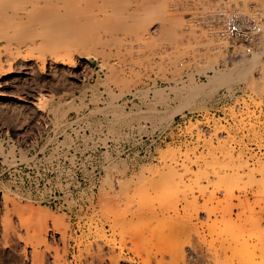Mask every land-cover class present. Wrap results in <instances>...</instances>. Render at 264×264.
Returning <instances> with one entry per match:
<instances>
[{
  "label": "rangeland",
  "instance_id": "1",
  "mask_svg": "<svg viewBox=\"0 0 264 264\" xmlns=\"http://www.w3.org/2000/svg\"><path fill=\"white\" fill-rule=\"evenodd\" d=\"M121 1L116 11L110 6L113 0L81 1L84 16L71 18L82 21L89 15L86 31L73 23L90 36L89 41L84 38L85 46V40L80 43L76 38L74 44L79 46L72 47L70 35L49 38L39 50L33 49L37 54L42 50L39 60L24 61L19 55L27 47L15 41L7 47L0 40V264H36L31 258L33 247L18 237L31 234L20 224L27 217L18 211L20 205L64 220L61 233L51 224L46 228L47 246L38 247L44 264H197L202 257L201 264H264L256 256L261 248L256 235L264 233V37L253 48L229 46L193 20L203 10L236 4L247 12L251 9L264 24V0L235 4L231 0L229 4L226 0H147L152 2L142 13L145 31L136 39L131 31L127 34L126 25L124 34L116 29L120 22L129 23L127 10L137 5L136 0H126L129 5ZM119 9L125 19L117 23L113 12ZM66 20L63 26L72 27ZM101 21L103 26L111 21L109 31L116 39L109 40L113 39L108 37L110 27L102 28ZM169 22L171 27L165 31ZM190 31L200 33L201 41ZM203 32L206 47L201 46ZM67 43L72 51L76 48L74 67L48 55ZM15 50L20 54L14 55ZM185 111L199 115L178 129L176 117ZM65 120L82 125L80 130H88L90 136L83 142V156L72 164L80 169L82 183L72 199L65 198V208H56L42 202L41 191L34 190L39 176L14 169V155L18 158L19 151L24 160L21 145L41 134L45 121ZM165 165L182 175V183L147 177L144 184L153 181V187L135 192L129 188L132 183L141 185L137 176L142 166L165 170ZM201 170L209 177H198ZM219 173L237 179L230 177L219 186ZM74 176L46 178L52 177L51 183L66 191ZM62 178L68 182L60 184ZM120 185L128 187L119 190ZM249 218L258 224L252 226ZM168 219L190 220L196 227L186 234L185 229L170 231L165 226ZM232 220L238 222H227ZM202 223L215 229L210 233ZM173 248L184 252L183 262L172 257Z\"/></svg>",
  "mask_w": 264,
  "mask_h": 264
},
{
  "label": "bare ground",
  "instance_id": "2",
  "mask_svg": "<svg viewBox=\"0 0 264 264\" xmlns=\"http://www.w3.org/2000/svg\"><path fill=\"white\" fill-rule=\"evenodd\" d=\"M81 1L82 0H0V40L1 41H3L4 42V44L5 45H7L8 44V46L7 47H9V45H10V42L11 41H15L16 43H17V45L18 44H23L25 47H27V49L29 50H27V49H25L24 50V52L26 51V53H19L18 51H19V48L17 49V50H15L16 52V54H14V55H17V53H18V55L20 56V58L22 59V60H24V61H28V60H30V59H38L39 58V55H41L43 52H39V53H41V54H37L36 53V51L34 52V48H38V50H39V45L41 46V45H43V41L44 42H46L47 40L46 39H56V38H61L62 37V39L64 38V37H66L67 35L70 37V38H72V47H75V46H79V44H74L75 42H78L79 40H81L80 41V43H83L82 41H84L85 39H87L88 40V38L90 37H87V36H85V34L84 33H82L81 31H80V29L78 30L76 27H77V25H78V27L79 28H85L86 27V25H88V21L86 20V18H88L89 17V13H90V11L88 10V12L89 13H86L87 15H88V17H85V18H83V20L82 21H79V20H75V21H73L74 20V18H78V17H81L80 15H83L84 16V14H83V10L81 9L82 8V5H81ZM105 1V0H104ZM230 1V0H229ZM238 1H241V0H231V3L233 2L234 4L235 3H238ZM109 2H111V1H109ZM122 1L121 0H113V3H109L110 4V6L112 5L114 8H115V11L116 10H118V9H116L117 7H118V5L121 3ZM123 2L125 3V5L127 4V5H129L130 3H129V1H126V0H123ZM135 2V1H134ZM136 2H137V0H136ZM134 3V4H137V5H135V8H133V9H131V10H127V12H128V14H127V16L128 17H130L131 19V21L129 20V23L128 22H126V23H119L118 21L120 20L121 21V19L123 20V18L124 17H122L119 13H121V9L123 10V8H121V9H119V12H113V13H115L114 14V16L113 17H115L116 18V20H117V23H119L117 26H116V29L118 30L119 28V30H122L123 28L125 29V30H127V28H128V32H127V34L129 33L130 34V31H131V34L130 35H132V33H133V37H135L134 39H136V38H138V37H141L142 35H143V31H145V28H144V20H145V18H144V16H142V13L143 12H145V10H146V8H148V7H150L151 5V2L149 1H147V0H141V1H139V3ZM220 2V1H219ZM221 2H223L222 0H221ZM226 2H227V0H226ZM224 3V2H223ZM228 3V2H227ZM230 3V2H229ZM228 3V4H229ZM86 4V3H85ZM89 5H90V3H88ZM105 4H106V2H105ZM133 4V5H134ZM107 5V4H106ZM148 5H150V6H148ZM227 5V4H226ZM231 5H233V4H231ZM236 5V4H235ZM234 5V6H235ZM104 6V5H103ZM111 6V7H112ZM122 6V5H121ZM105 7V6H104ZM114 8H112V9H114ZM120 8V7H119ZM105 9V8H104ZM127 9V8H126ZM126 9H124V10H126ZM114 11V10H113ZM125 12V11H124ZM123 11H122V14L124 13ZM117 13V14H116ZM69 14H70V16H69ZM76 15V17H74L73 15ZM109 14V13H108ZM67 15V17H63V16H66ZM110 15V14H109ZM113 15V14H112ZM124 15V14H123ZM108 16V15H107ZM53 17H55L53 20L51 19V18H53ZM64 19H63V18ZM68 17H74L73 19L71 18V20L73 21H69L70 23H71V25H72V27L71 26H68V24H67V26L68 27H70V29L68 30L67 29V26L66 25H64L65 27H66V29H67V31L68 32H66V29L64 28V26H63V23L65 22V20L66 19H68V20H70ZM159 17V16H158ZM76 18V19H77ZM82 18V17H81ZM90 18V17H89ZM160 18V17H159ZM79 19V18H78ZM92 19V18H91ZM98 19V18H97ZM125 19V18H124ZM50 20V21H49ZM68 20H66V22H68ZM90 20V19H89ZM107 20H109V16H108V19ZM87 23H86V22ZM91 21V20H90ZM126 21V20H125ZM166 21H168L167 19H166ZM68 22V23H69ZM80 23V24H78V23ZM104 22H106V20L104 21ZM108 22V21H107ZM111 21H109L108 22V24H107V26L108 27H110L109 29H108V31L109 30H111V23H110ZM122 22H124V20L122 21ZM163 22H164V20H163ZM69 23V24H70ZM75 23H77V25L75 24V26H74V24ZM84 25H83V24ZM91 23H92V21H91ZM110 23V24H109ZM161 23H162V21H161ZM170 23H172V22H169V25L167 26V28L166 27H164V30L166 31V30H168V28L169 27H171L170 26ZM65 24V23H64ZM100 24H101V27L103 26L102 25V21L100 22ZM105 24V23H104ZM124 24V25H123ZM173 24H175V22L173 21ZM80 25H82L81 27H80ZM110 25V26H109ZM119 25L121 26V27H119ZM127 26V28H126V26ZM262 25H264V24H262ZM89 26V25H88ZM105 26L106 25H104L102 28H105ZM106 26V27H107ZM123 26V27H122ZM160 26V25H159ZM98 27H99V25H98ZM94 28V27H93ZM63 29V30H62ZM77 29V30H76ZM86 29H87V27L85 28V30H83V31H86ZM116 29H112V30H116ZM124 29L122 30L123 31V34L124 33H126V32H124ZM186 29L189 31V29H188V27H186ZM192 29V28H191ZM190 29V30H191ZM62 30V31H61ZM65 30V31H64ZM77 31L76 32V34L73 32V31ZM56 31H58L57 32V34L55 33ZM70 32V33H69ZM73 32V33H72ZM107 32V31H106ZM121 32V31H120ZM163 32V31H162ZM190 32H193V31H190ZM59 33V34H58ZM80 33H82V34H84V35H82V36H80L79 34ZM86 33V32H85ZM109 33L112 35V31L110 32L109 31ZM204 33V32H203ZM202 33V36H204V40H202V45H201V43L200 44H198L199 42L198 41H201V40H198V38L199 39H201L202 37L201 36H198L200 33H191L192 34V36H193V38L195 39V40H198V41H194V45H201V46H203L204 47V45H205V47H206V42L208 41L207 40V38H206V34L204 33L203 34ZM117 34V33H116ZM201 35V34H200ZM83 36H85V37H83ZM113 36V35H112ZM112 36H108V37H111V38H113V39H109V40H114V39H116V38H114V36L112 37ZM129 36V35H128ZM125 37V36H124ZM151 37V36H150ZM201 37V38H200ZM79 38V40L78 41H76L77 39ZM82 38H83V40H82ZM85 38V39H84ZM118 39L120 40V38H117V40H115L114 42H118ZM145 39V38H144ZM143 39V40H144ZM149 39V38H148ZM148 39H146V40H148ZM206 39V40H205ZM87 40H85V43H84V46L86 45V42H87ZM129 40V39H128ZM133 40V39H132ZM142 40V41H143ZM145 40V41H146ZM151 40V39H150ZM0 41V42H1ZM89 41V40H88ZM126 41V40H125ZM131 41V40H130ZM141 41V40H140ZM139 41V42H140ZM197 42V43H196ZM142 43H144V41L142 42ZM196 43V44H195ZM149 44H150V42H149ZM13 45H15V44H13ZM12 45V46H13ZM66 45V47H64ZM63 47L65 48H63V49H61V50H55V51H51L48 55H49V57H50V59H52L53 61H60V63L61 64H66V65H68V66H70V67H74L75 66V61H74V59L72 58V52L76 49H73V51H72V47L71 48H69V46H68V43L67 44H65ZM130 45V44H129ZM146 45H147V42H146ZM197 45V46H198ZM67 46H68V48H67ZM120 46V45H119ZM131 46V45H130ZM80 49V48H79ZM205 49V48H204ZM80 51V50H79ZM81 51H82V49H81ZM108 51H110V50H108ZM196 51V50H195ZM21 52H22V50H21ZM152 52V51H151ZM198 52H200V51H198ZM197 51L195 52L196 54L198 53ZM194 53V54H195ZM254 53V52H253ZM79 54H81L80 52H79ZM105 54V53H104ZM110 54V53H109ZM199 54V53H198ZM44 55V54H43ZM103 55V54H102ZM218 55V54H217ZM104 57V56H103ZM106 57V56H105ZM10 58V57H9ZM8 58V60L7 61H9V60H11V59H9ZM13 60H15V59H13ZM39 60V59H38ZM41 61V60H40ZM13 62V61H12ZM8 63V62H7ZM9 64V63H8ZM12 64V63H11ZM106 64V63H105ZM13 65V64H12ZM184 65V64H183ZM111 66V65H110ZM175 66V65H174ZM182 66V65H181ZM180 66V67H181ZM10 64H9V67H8V69L10 70ZM112 67V66H111ZM233 67V66H232ZM226 68V67H225ZM12 69V68H11ZM173 69V68H172ZM111 71L110 72H112L113 70H112V68L110 69ZM8 71V70H7ZM116 74H117V71H114ZM113 72V73H114ZM228 72V71H227ZM232 73V72H231ZM111 74V73H110ZM138 75V74H137ZM116 76V75H115ZM221 76V75H220ZM114 77V76H113ZM136 77V76H135ZM16 78V77H15ZM118 78V77H117ZM193 78V77H192ZM219 78V77H218ZM221 78V77H220ZM110 79V78H109ZM114 78H112V80H113ZM115 80V79H114ZM121 80V79H120ZM124 80V77H122V81ZM122 81H119V82H121V84H123L124 82H122ZM127 81V80H126ZM138 82V81H137ZM190 82V81H189ZM125 85V84H124ZM123 86V85H122ZM4 96H7V95H5V94H3ZM161 96V95H160ZM158 97H159V95H158ZM157 97V98H158ZM160 98V97H159ZM98 100V99H97ZM71 101V100H70ZM36 102V101H35ZM34 102V103H35ZM37 103V102H36ZM39 103V102H38ZM72 103V102H71ZM81 105V104H80ZM41 107V106H40ZM65 113V112H64ZM171 147V146H170ZM167 152V151H166ZM169 152H170V150H169ZM228 152V151H227ZM172 153H174V152H172ZM163 154V156H164V158L166 157V153L164 152V153H162ZM229 154V153H228ZM105 155V154H104ZM172 155L173 154H170V156H167V157H169V159L170 158H172ZM227 157H228V155H227ZM210 162V161H209ZM205 164H210V163H205ZM166 166H168V165H165V170L164 169H162V170H159L158 169V167L157 166H155V167H143L142 166V168L140 169V171H139V176H137V178L138 179H140L141 181H142V183H141V185L140 186H137V184L136 183H132V186L131 187H129L130 189H133L134 190V192L136 191V189H138V190H140L141 191V189H142V187H144L145 189H148V188H151V187H153V184L155 185V183L153 182V181H151V182H149L151 179L152 180H156L157 181V179L159 180V181H164V182H167V184H177L180 180H181V183H182V179H181V174L180 173H178L177 171H175V170H173L172 168H169V167H166ZM106 168V167H105ZM205 170V169H204ZM117 174H118V172H117ZM201 174H202V176H204V177H209V173H207V171H203V170H201L200 172H199V175H198V177H200L201 176ZM208 174V175H207ZM236 176L237 175H235V176H233V175H230V176H228L227 174H224V173H219L218 174V178H217V185L219 184V186L220 185H222L226 180H228V178H233V179H237L236 178ZM107 177V176H106ZM147 177L150 179H148L149 181V183H147V184H144V179L146 178L147 179ZM127 178V180H128V178H130V177H126ZM131 179V178H130ZM108 181V180H107ZM122 181H124V180H121V182ZM125 181H126V179H125ZM127 183H130V182H127ZM146 183V182H145ZM125 184V183H124ZM124 185H120L119 186V190H122L121 188L123 187ZM223 186V185H222ZM125 187H128V186H124L123 188L125 189ZM132 190V191H133ZM232 190H234V189H231V190H229V194H230V192L232 193ZM131 191V190H130ZM124 192H128L127 190L126 191H124ZM133 192V193H134ZM132 193V194H133ZM124 194V193H123ZM130 195V194H129ZM119 196V195H118ZM117 196V197H118ZM136 196V195H135ZM229 196H231V194L229 195ZM7 199V198H6ZM123 202V201H122ZM124 204H125V202H124ZM12 205L15 207V208H17L16 207V205H17V203H12ZM19 208H20V210H18V211H20V212H24V213H26V218H21L20 219V224H21V226H23V228L25 229V231L26 232H29V231H31V234L30 235H27L24 239H22L20 236H18L21 240H23L25 243H30L31 244V247H33V252H32V262H34V263H36V264H42V262H43V260H42V256L40 255L41 253H39L40 251H39V249H38V247L39 246H45V248H46V239H45V237H44V233H45V231H46V228L48 227V224H51V225H53V227L54 228H56V232L57 233H61L62 231H61V228L62 227H64V225H65V223H64V220H63V218H59V217H53V216H51L48 212L46 213V212H44L43 211V213H41V211L40 212H38L37 210H34V209H32V207L31 206H18ZM119 207V206H118ZM124 207V206H123ZM121 208V207H120ZM119 209V208H118ZM118 209H116L115 210V213H117V211H118ZM133 210V209H132ZM143 210V209H142ZM124 212V209H121L120 210V213H119V215L121 216V214ZM125 212H126V210H125ZM19 213V212H18ZM127 214H128V212H127ZM25 215V214H24ZM53 215V214H52ZM118 215V214H117ZM125 214H123V216H124ZM20 217V216H19ZM133 218V217H132ZM238 220H239V218H237ZM250 219V220H249ZM249 219H247V220H249V222L248 223H250L251 222V225L252 226H255V225H257L258 224V222L257 221H255V220H252L251 218H249ZM170 219H168V221L166 222V224H165V226H167V229H169L170 231H175L176 229H177V231H178V229H179V231H180V229H182V233H183V231H184V229H185V234H186V232H188V230L190 229V227L191 226H193V227H196V223H192V222H190V220H170ZM243 220V219H242ZM237 221V220H236ZM236 221H233L232 220V222L231 221H227L228 223H230L231 225H234L235 223H237ZM227 222H225V224H224V226H227ZM243 223V222H242ZM205 223H202L201 224V226H203ZM206 226H208V230H209V232L211 233L212 232V230H214L215 229V227L214 226H212V225H208L207 223L205 224ZM204 225V226H205ZM250 225V224H249ZM250 225V226H251ZM161 226V225H160ZM201 228V227H200ZM64 229V228H63ZM187 230V231H186ZM195 230V229H194ZM196 231H198V230H196ZM223 231H226V229L224 230L223 229ZM161 232H163L164 234L166 233V232H164V231H162L161 230ZM189 232H191L190 230H189ZM175 232H173V234H174ZM181 233V232H180ZM220 233V232H219ZM167 234V233H166ZM187 235H188V233H187ZM198 235V234H197ZM249 235H251V234H249ZM253 236V235H252ZM256 237L258 238V243H260L261 244V248L259 249V253H258V255H256L258 258H260L262 261H264V233H262V234H259V235H256ZM244 241V240H243ZM254 242V241H253ZM191 244V243H190ZM246 244V243H245ZM256 244V243H255ZM192 246V245H191ZM193 247V246H192ZM174 249V248H173ZM50 250V249H49ZM171 249H169L168 250V252L170 251ZM98 251V250H97ZM170 253V258H171V256H172V253H171V251L169 252ZM168 253V254H169ZM56 254V253H55ZM97 255V254H96ZM183 255H184V252L182 251V250H179V251H177V249L175 250L174 249V252H173V258H179L180 260H181V262H183L182 260L184 259L183 258ZM250 255H251V253H250ZM56 256V255H55ZM110 256H112V255H110ZM110 256H109V259H110ZM175 256V257H174ZM96 257H98V256H96ZM95 257V258H96ZM251 257H252V255H251ZM112 258V257H111ZM161 257H156L155 258V260L157 261V262H159L161 259H160ZM175 258V259H176ZM190 258V257H189ZM212 258H214V256L212 257ZM256 258V257H255ZM186 259V258H185ZM199 259V258H198ZM197 259V260H198ZM205 260V258H203L202 257V260L201 261H198V262H200V263H198L197 262V264H201V262L202 261H204ZM208 259V258H207ZM206 259V260H207ZM211 259V258H210ZM187 260H189V259H187ZM209 260V259H208ZM45 261V260H44ZM109 261H111V259L109 260ZM176 261H178V260H176ZM193 261V260H192ZM185 262V261H184ZM194 262V261H193ZM207 262V261H206ZM45 262H43V264H44ZM192 263V262H191ZM196 263V262H195ZM262 263V262H261ZM264 263V262H263ZM189 264V263H188ZM204 264V263H203ZM207 264H208V262H207ZM257 264H258V262H257Z\"/></svg>",
  "mask_w": 264,
  "mask_h": 264
},
{
  "label": "built area",
  "instance_id": "3",
  "mask_svg": "<svg viewBox=\"0 0 264 264\" xmlns=\"http://www.w3.org/2000/svg\"><path fill=\"white\" fill-rule=\"evenodd\" d=\"M251 8V7H250ZM194 21L200 22L216 38L224 40L229 46H243L253 48L264 37V27L258 15L249 12L240 6L221 4L213 10H203L193 17ZM197 112L185 111L176 117L175 126L181 129ZM82 125L76 124L73 120L52 123L45 121L41 134L29 139L21 145L20 149L25 150L24 160L14 155V169L18 168L21 174H34L39 176L34 190L41 193V201L56 208H65V198H73L78 191L82 179L79 176L80 169H74L72 164L78 162L83 155L81 148L85 138L90 132L80 130ZM203 131L207 130L206 124H201ZM83 134V135H82ZM69 175L75 174L71 180L72 184L67 186L66 191L51 183L52 177L46 175ZM58 178H55V181ZM65 180V181H64ZM64 181V182H63ZM66 178L59 179L60 184H66ZM65 192L67 196L65 197ZM69 195V197H68Z\"/></svg>",
  "mask_w": 264,
  "mask_h": 264
}]
</instances>
